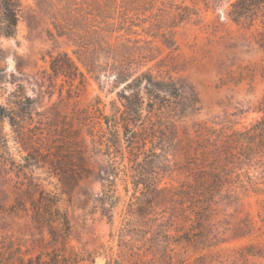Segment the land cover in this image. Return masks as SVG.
I'll return each mask as SVG.
<instances>
[{
	"label": "rangeland",
	"instance_id": "374dc122",
	"mask_svg": "<svg viewBox=\"0 0 264 264\" xmlns=\"http://www.w3.org/2000/svg\"><path fill=\"white\" fill-rule=\"evenodd\" d=\"M20 1L14 37L0 36V107L14 117H0V264H264L261 26L230 19L236 0ZM116 61L195 89L178 139L153 116L136 155L125 141L109 151ZM194 122L232 163L213 202L190 190L205 167Z\"/></svg>",
	"mask_w": 264,
	"mask_h": 264
},
{
	"label": "trees",
	"instance_id": "16d2710c",
	"mask_svg": "<svg viewBox=\"0 0 264 264\" xmlns=\"http://www.w3.org/2000/svg\"><path fill=\"white\" fill-rule=\"evenodd\" d=\"M21 8L20 0H0V36L14 37ZM228 16L235 23L248 22L251 27L259 24L261 29H257V31L264 35V0H236L231 4ZM166 44L169 47L173 46L171 42ZM113 69L116 79L124 80L126 86L120 95L122 108L115 106L112 116H102L105 128L101 127L100 137L107 144L109 151H117L119 144L125 141L129 147V153L136 155L138 148L146 140L144 139L145 132L149 127L154 128L157 123L153 121V116L159 119L158 129L163 138L166 137L165 131L170 129L174 140L178 139V123L199 111L198 94L185 80L172 78L164 80L160 76H155L151 69L132 79L129 75V68L118 61ZM6 114L12 122L14 117L9 115L5 107H0V117L6 118ZM193 125L194 136L192 137L188 127L185 129L188 133L185 132V134L191 143L190 149L196 156H201L200 166L204 165L205 167L198 168L196 175V180H199L197 184L201 189L190 188V190L193 191L192 194L196 201L205 203L204 200H209L213 202L214 197H211L223 188L230 172L229 165L232 163L225 164L228 155L224 153L222 138L216 130L205 123L194 122ZM174 140L168 144L166 140H163L162 152L174 146ZM138 141L142 143L139 147L137 146L139 145ZM109 161L112 162V159L110 158ZM169 164V158L164 156L163 167L169 168ZM103 176L102 180L110 182L112 175L109 170L103 171ZM206 176L209 177V180ZM204 211L205 208L202 214Z\"/></svg>",
	"mask_w": 264,
	"mask_h": 264
}]
</instances>
